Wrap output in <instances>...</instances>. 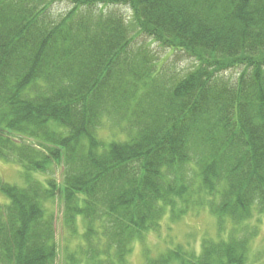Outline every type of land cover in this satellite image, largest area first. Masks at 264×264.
I'll return each mask as SVG.
<instances>
[{"label":"trees","instance_id":"1","mask_svg":"<svg viewBox=\"0 0 264 264\" xmlns=\"http://www.w3.org/2000/svg\"><path fill=\"white\" fill-rule=\"evenodd\" d=\"M139 39L170 53L158 61ZM175 53L194 66L166 70ZM108 116L123 139L97 138ZM0 159L22 178L0 177V264H58L60 252L62 264H129L136 243L140 264H252L264 0H0ZM165 207L205 209L214 233L144 247ZM58 221L66 241L80 236L73 252L59 249Z\"/></svg>","mask_w":264,"mask_h":264},{"label":"rangeland","instance_id":"2","mask_svg":"<svg viewBox=\"0 0 264 264\" xmlns=\"http://www.w3.org/2000/svg\"><path fill=\"white\" fill-rule=\"evenodd\" d=\"M66 9H68L67 3H58L52 6V13L61 14ZM127 21L130 18V11L124 7H116V9ZM137 42L146 43L150 50V53H154L158 61H163L164 57L168 56L170 51L163 49L156 43H152L150 39H139ZM136 47V46H135ZM138 48V47H136ZM192 58L187 57L182 53H175L168 58L164 67L166 70L175 69L178 73H184L190 70L194 65ZM238 74L237 70L226 72V76L236 77ZM111 116L108 118L101 119V125L98 127L97 138L110 142L111 138L115 135L116 137L123 139L122 127L123 124L117 122ZM114 123V124H113ZM121 130V131H120ZM0 177L9 184H15L18 186L22 185V178L20 176V171L18 167L12 162H5L0 159ZM39 177V176H38ZM3 199H5L3 197ZM183 205L181 200H178L174 205L176 207ZM184 210L180 212V215L175 210L173 214L176 218L172 217V212H169L167 207L164 208V214L160 221V226L156 232H151L147 234L144 247H148L154 250L155 247L160 248V251L172 246L176 243L180 245H186L193 243V247H197V241H200V237L205 234H213L216 218L211 216L205 209L203 210H193L188 207H183ZM60 212V210H59ZM245 225V224H244ZM81 224L77 223V229H81ZM250 227L256 226V228H250L249 232L250 239V263L252 264H264V223H256L254 220L249 223ZM80 232V230H79ZM66 232L62 231L60 234V226L58 221V234L57 242L59 244V249L66 248L68 251H74L78 248L80 243V236L70 237L68 241L65 240ZM142 245L136 243L133 253L128 258L129 264H140L142 262ZM65 253V250H64ZM63 260L62 253L59 254L58 264H62Z\"/></svg>","mask_w":264,"mask_h":264}]
</instances>
